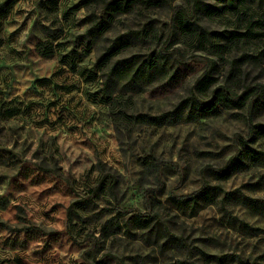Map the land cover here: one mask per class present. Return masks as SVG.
<instances>
[{"label":"rangeland","instance_id":"obj_1","mask_svg":"<svg viewBox=\"0 0 264 264\" xmlns=\"http://www.w3.org/2000/svg\"><path fill=\"white\" fill-rule=\"evenodd\" d=\"M162 2L94 45L81 0H0V264H264V0L201 16L212 31L254 21L262 32L244 49L258 60L234 80L240 94L262 91L255 112L203 115L185 102L213 53L171 28L195 0ZM147 21L181 63L112 109L97 59ZM227 68L214 72L218 86ZM243 141L257 160L223 175ZM206 187L196 207L175 201ZM142 215L151 229L135 225Z\"/></svg>","mask_w":264,"mask_h":264},{"label":"trees","instance_id":"obj_2","mask_svg":"<svg viewBox=\"0 0 264 264\" xmlns=\"http://www.w3.org/2000/svg\"><path fill=\"white\" fill-rule=\"evenodd\" d=\"M216 4H204L195 0L193 13L189 16L183 7H179L171 21L172 31L178 30L180 34L191 32L198 34V49L208 47L213 53L207 69L196 80L195 87L185 102L191 110L194 108L201 115L205 112L218 111L222 108L244 110L249 114L257 108L254 98L259 96L261 90L245 88L241 94L234 88L236 71L245 63H250L254 55L245 52V45L253 40L261 39V31L256 22L241 23L233 30L222 32L212 31L200 25L201 16L212 18L222 14L225 10L239 13V6L244 0H214ZM83 7L88 12V34L94 45L106 41L107 36L115 29L121 19L131 15H142L164 4L162 0H81ZM241 21V20H240ZM264 29V22L261 23ZM147 21L138 29L115 37L107 46L103 47L96 67L103 76L102 92L112 109L119 104L122 94H139L148 88L165 83L172 79L179 61L181 50H171L169 40L162 43L158 28ZM177 33V32H176ZM58 39V38H57ZM138 46L141 49H138ZM145 46V48H144ZM241 47V52L236 54ZM243 50V52H242ZM173 51H178L176 54ZM236 51V52H235ZM235 52V53H234ZM127 56L124 57L125 54ZM42 56L51 57L44 53ZM227 57V58H225ZM227 59V60H226ZM224 63L227 64L229 73L224 84L218 86L214 72ZM40 82V81H39ZM41 83H45L42 81ZM253 91V92H252ZM196 92V93H195ZM210 93V94H209ZM210 98V99H209ZM126 115L125 112H121ZM145 122H149L146 118ZM244 147L231 159L223 175H229L233 168L247 166L255 162L257 155L247 141ZM232 168V169H231ZM212 190L203 188L191 195L175 198L181 205L196 207L200 201ZM135 225L142 230L153 227V219L147 216L134 218Z\"/></svg>","mask_w":264,"mask_h":264}]
</instances>
